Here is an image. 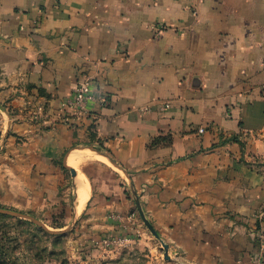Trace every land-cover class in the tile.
<instances>
[{
  "label": "crops",
  "instance_id": "1",
  "mask_svg": "<svg viewBox=\"0 0 264 264\" xmlns=\"http://www.w3.org/2000/svg\"><path fill=\"white\" fill-rule=\"evenodd\" d=\"M0 138V205L66 209L87 242L147 224L158 264H254L264 0H0Z\"/></svg>",
  "mask_w": 264,
  "mask_h": 264
},
{
  "label": "rangeland",
  "instance_id": "2",
  "mask_svg": "<svg viewBox=\"0 0 264 264\" xmlns=\"http://www.w3.org/2000/svg\"><path fill=\"white\" fill-rule=\"evenodd\" d=\"M1 141V138H0ZM65 174L71 186L83 188L77 171L65 166ZM74 179L75 183H72ZM78 184V185H77ZM0 208L32 216L41 224L26 217H17L0 212V242L16 264H158V230L144 226L149 243H140L142 231L136 233L98 232L91 233L90 242L81 239L77 222H73L66 209L32 212L31 209H14L5 205ZM264 210V209H263ZM255 227L258 233L260 258L264 264V213ZM86 243V244H85ZM139 243V245H136ZM164 251V248H162ZM160 252V251H159Z\"/></svg>",
  "mask_w": 264,
  "mask_h": 264
},
{
  "label": "built area",
  "instance_id": "3",
  "mask_svg": "<svg viewBox=\"0 0 264 264\" xmlns=\"http://www.w3.org/2000/svg\"><path fill=\"white\" fill-rule=\"evenodd\" d=\"M165 27L166 25L163 22H159L154 25V28L158 29V31L163 30ZM91 97H92V94L90 92L89 84L87 81L78 85L76 89V99L78 101H84ZM254 264H262L261 259L260 258L255 259Z\"/></svg>",
  "mask_w": 264,
  "mask_h": 264
},
{
  "label": "bare ground",
  "instance_id": "4",
  "mask_svg": "<svg viewBox=\"0 0 264 264\" xmlns=\"http://www.w3.org/2000/svg\"><path fill=\"white\" fill-rule=\"evenodd\" d=\"M77 156V155H76ZM79 163V162H78ZM77 163V164H78ZM70 165H72V166H75L76 165V157L73 155L72 157H71V159H70ZM84 187V186H83ZM85 187H87V185L85 186ZM84 187V189H79V201H80V205L81 206H83L84 204H85V202H86V200H87V197H89L88 196V189H90V188H85Z\"/></svg>",
  "mask_w": 264,
  "mask_h": 264
},
{
  "label": "trees",
  "instance_id": "5",
  "mask_svg": "<svg viewBox=\"0 0 264 264\" xmlns=\"http://www.w3.org/2000/svg\"><path fill=\"white\" fill-rule=\"evenodd\" d=\"M258 221V226H259ZM4 244L0 242V253L4 254L8 252V250L4 249ZM0 264H16V262L12 261V258L9 255L0 256Z\"/></svg>",
  "mask_w": 264,
  "mask_h": 264
},
{
  "label": "water",
  "instance_id": "6",
  "mask_svg": "<svg viewBox=\"0 0 264 264\" xmlns=\"http://www.w3.org/2000/svg\"><path fill=\"white\" fill-rule=\"evenodd\" d=\"M0 212L1 213H6V214H10V215H15L17 217H26L27 219H31L32 221H36L37 223L41 224L39 221H37L34 217L32 216H28V215H24L22 213H19V212H15V211H12V210H8V209H4V208H0Z\"/></svg>",
  "mask_w": 264,
  "mask_h": 264
}]
</instances>
